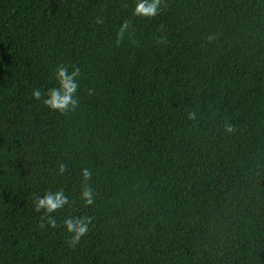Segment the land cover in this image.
Listing matches in <instances>:
<instances>
[{
  "label": "trees",
  "instance_id": "obj_1",
  "mask_svg": "<svg viewBox=\"0 0 264 264\" xmlns=\"http://www.w3.org/2000/svg\"><path fill=\"white\" fill-rule=\"evenodd\" d=\"M0 264H264V0H0Z\"/></svg>",
  "mask_w": 264,
  "mask_h": 264
}]
</instances>
